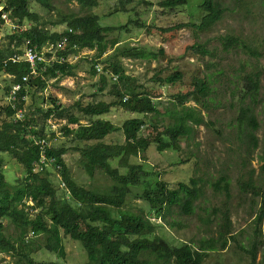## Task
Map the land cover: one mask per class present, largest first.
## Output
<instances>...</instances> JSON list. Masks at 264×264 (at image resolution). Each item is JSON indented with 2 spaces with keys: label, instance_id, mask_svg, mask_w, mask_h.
I'll list each match as a JSON object with an SVG mask.
<instances>
[{
  "label": "trees",
  "instance_id": "trees-1",
  "mask_svg": "<svg viewBox=\"0 0 264 264\" xmlns=\"http://www.w3.org/2000/svg\"><path fill=\"white\" fill-rule=\"evenodd\" d=\"M68 5L77 2L78 11L66 6L67 12L63 13L57 7L60 0H35L47 14L55 13L57 20L48 19L44 23L39 15L32 10L31 0H3L1 6L3 13L8 14L12 23L19 26L12 35L8 36V45L0 46V78H9V85L5 89V97L0 99V255L6 254L17 258L16 264H58L56 262H37L31 256L38 249L65 257L64 238L80 242L86 255L84 264H204L209 254L227 248L230 241H236L233 235V222L231 214V184L229 174L217 171L211 175L209 172L195 170L187 183H179L176 188H169L165 182L156 179L154 185L143 190L140 198L149 205L148 215L155 214L160 220L171 228L174 224L166 221V215L177 208L181 217H196L201 224L214 225V233L208 237H201L184 243L181 246H172L159 236L151 238L157 231V225L150 220L143 209L129 208L127 198L131 197V188L144 186L151 182L150 173L142 164H128L129 158L138 157L146 152L151 144H157L160 151L165 149L181 150L180 143L192 141L196 128L206 126L204 116L199 107H209L208 100L214 94L208 76H195L191 84L193 90L176 96L177 104L166 108L167 124L159 125L144 119H132L124 122L122 127H117L110 121L103 119L93 120L110 112L111 108L123 107L139 114H148L156 111L152 101V94L147 92L142 95L129 88L122 89L118 84L113 85L112 94L117 98L111 103L98 102L85 107L80 102L73 106L78 113L91 117L87 125L82 124L80 118L71 112L70 107L60 103L56 97H51L49 108L45 111L38 109L33 113H25V99L29 90H44L50 79H61L74 76L76 64L52 63L45 65L37 63V75L32 74L29 63L18 61L15 57L23 53L26 39H29L38 50L47 43H57L62 35H68L70 44L79 49H91L100 58L109 47L117 42L110 38L113 32L126 29L121 27H104L100 18L94 14L93 8L99 6L102 0H62ZM136 0H120L116 9L123 12H134L136 8L126 9V5ZM141 8L147 7L142 1ZM198 7L203 8L205 16L200 24L190 21L170 27L162 32L177 34L182 28H192L198 32L210 30L220 22L226 12L220 0H200ZM239 1V0H238ZM193 0H165L160 3L164 10H177L190 5ZM1 16V13H0ZM50 22V23H49ZM140 25L139 21H131ZM0 24H4L0 17ZM30 26H29V25ZM66 25L63 32L45 28L46 25L58 27ZM23 28V29H21ZM71 30L72 34H68ZM113 31V32H112ZM236 46L242 42L233 38ZM205 45H193L189 49L201 54H210ZM77 50L58 52L57 57L65 56L66 59L77 55ZM126 56L140 58H155V54L146 51L131 49L124 51ZM49 56V55H48ZM161 57L165 53L160 50ZM114 57H117L115 55ZM114 59V58H113ZM115 60V59H114ZM107 61H110L109 59ZM113 61V60H112ZM109 62L108 68L120 75L121 83L128 86L131 78L126 76L120 63ZM96 63V62H94ZM45 66L46 70H41ZM94 70V69H93ZM253 72V71H252ZM240 79L237 87L243 94L238 99L239 114L230 120L232 139L241 142L239 150L245 149L241 156V173L235 186L243 195L251 200V213L255 217V228L251 234L249 247L239 246L240 250L250 257L249 264H264V233L261 232V223L264 218V115L258 120L260 114L253 107L256 96L261 89V73H252ZM24 78H27L24 80ZM184 78L181 71L168 73L160 81L166 85H175ZM100 91L107 84V78L101 76ZM243 86L240 87V84ZM19 85L20 89L12 95L13 87ZM126 97L124 101L123 98ZM234 99V91L231 100ZM213 100V99H212ZM196 106H188V102ZM233 107V105H231ZM23 110L21 117H18ZM160 111L155 114L158 115ZM51 116L65 119L71 125H78L76 129L65 127L67 136L74 140H83V147H75L79 152L86 173L90 180H95L96 172L105 174L112 180L105 188L98 185H81L70 176L64 156L68 153L67 145L46 148V156L55 158L61 166L62 180L70 193L71 200H62L57 196L50 171L44 166L43 170L36 169L41 154L40 139H45L47 122ZM148 126V136L141 135L142 129ZM161 128V130H160ZM122 131L125 142L122 145H112L103 142L109 134ZM262 132V139L258 133ZM35 142H38L35 143ZM172 148V149H171ZM232 149V148H230ZM260 149V165L258 168L251 166L245 173L247 158H253ZM6 154V155H5ZM4 156H8L20 164L24 169V176L10 183L4 172ZM119 159L127 172L121 173L112 169L110 160ZM209 175V176H208ZM210 178V179H209ZM212 191L215 197H224L223 203L214 206L209 211L204 204L207 202L206 193ZM32 203V204H31ZM204 215V216H203ZM10 222L15 227V235L6 234V224ZM41 237L42 242L37 245L28 237ZM239 245V244H238ZM260 257V260H259Z\"/></svg>",
  "mask_w": 264,
  "mask_h": 264
},
{
  "label": "rangeland",
  "instance_id": "rangeland-1",
  "mask_svg": "<svg viewBox=\"0 0 264 264\" xmlns=\"http://www.w3.org/2000/svg\"><path fill=\"white\" fill-rule=\"evenodd\" d=\"M149 4L145 8H141L140 0L131 1L126 5V9H137V14L134 12H123L116 9V5L120 0H102L99 6L93 8V13L100 18V24L104 27H121L127 26L126 29H121L113 32L110 38L117 39L113 47H109L106 53L97 61H101V65L107 68L110 61L112 63H120L125 71L126 76L131 78L128 86L121 83H114L110 78H107V84L103 91L101 87V74L93 70L92 62L86 58H81L75 64L77 68L74 70V76H69L61 79H50L47 87L44 90L32 89L27 94L25 105V113H33L38 109L45 111L49 108L51 97H56L63 105L72 108L71 112L76 117L80 118L81 122L86 124L91 117H86L78 113L74 108L76 102H80L82 107L96 104L98 102L111 103L117 98L112 94L114 84H118L120 88L134 90L137 93L141 92L146 95L151 93L156 104V111L148 114H139L129 111L123 107L111 108L110 112L98 117H93V120L103 119L110 121L117 127H122L124 122L138 118L148 121L147 123H158L160 126L168 123L165 116V109L172 106L177 101L173 99L176 95L185 94L193 90L191 84L195 76H208L214 90L211 95L212 99L208 100L209 107H199L204 116L206 126L196 128L192 141H181V150L173 149L158 150V145L151 144L148 150L138 157L129 158L128 164H142L143 167L150 173L151 182L143 186L133 187L132 198H127L129 208L143 209L152 222L157 225L156 233L151 237L159 236L165 239L172 246H181L184 243H189L192 240L201 237H208L214 233V225L207 226L201 224L196 217L185 218L179 216L177 208L166 215V221L174 224L171 228L168 224L161 221L159 216L155 214L148 215L149 205L140 198L143 190L155 186V179L160 182H165L169 188H176L179 183H186L193 176V170L206 171L211 175L217 171H223L229 174L232 181L231 184V214L233 222V235L236 241H230L227 248L218 250L209 254V258L204 264H249L250 257L244 254L239 246L249 247L251 242V234L255 228V217L251 213V200L249 197H243L240 191L235 186L236 180L241 173V156L245 149L239 150L238 146L241 142L237 139L234 143H230L232 134L227 126L230 120L234 119L239 114L238 99L240 94H243L237 83L240 79L248 74L261 73V89L258 92L253 107L260 114L258 120H261L264 115V0H220L226 8L221 21L215 24L210 30L198 32L192 28H182L177 34L162 32L170 27L181 23L191 22L200 24L203 17L206 15L203 8L198 7L200 0L193 2L182 9L164 10L160 3L165 0H142ZM0 0V9H3ZM32 10L36 12L41 23L51 19H58L55 13L47 14L40 5L31 0ZM57 7L61 12H67L66 6L78 11L77 2L74 1L68 5L63 4V1L58 2ZM139 21L140 25H135L130 22ZM50 23V22H49ZM45 28L53 29L54 31H63L66 25L51 27L46 25ZM14 27L11 22L0 24V46L8 45V36L14 33ZM233 38L241 44L233 46ZM205 45L210 54H201L195 52L194 49H189L193 45ZM137 49L146 51L149 54H155V58H134L126 56L124 51ZM164 51L165 56L161 57L160 50ZM91 58H96V51L85 50ZM117 55V57H114ZM115 60H114V59ZM110 61H107V60ZM108 70L112 72L109 68ZM181 71L184 78L181 82L175 85H166L160 81L168 73L173 71ZM114 81V80H113ZM9 85V78H0V99L5 97V89ZM243 83L240 84V87ZM234 91V99L231 100V93ZM127 97V96H126ZM187 105L195 106L193 102H188ZM233 105V107L231 106ZM161 113L156 115L157 111ZM155 114V115H154ZM57 120V128L61 130L68 124L67 120ZM64 129V128H63ZM62 129V130H63ZM161 130V128H160ZM148 126L142 129L141 135L148 136ZM260 139L263 134L258 133ZM125 135L122 131L111 133L104 140L107 144H124ZM67 145L68 153L63 157L70 171L71 178L81 185H98L105 188L112 180L101 172H96L94 179L90 180L85 171L84 164L81 161L79 152L75 147H83V140H74L72 136H67L65 133L56 142H53L55 147ZM232 148V149H230ZM261 151L258 149L253 158H247L246 172L251 169V166L258 168L260 165L259 155ZM6 155V154H5ZM4 172L7 180L14 183L17 178L24 176L23 167L15 160L8 156H4ZM109 165L112 169H118L121 173L127 172L126 166H122L119 159L110 160ZM51 174L54 187L57 189V196L62 200H71L70 193L65 187L61 186L63 181L59 172L54 170L52 166L48 167ZM153 175V176H152ZM157 175V176H156ZM209 176V175H208ZM210 179V178H209ZM207 202L204 204L210 211L212 207L220 206L224 197H215L212 191L206 193ZM32 204V203H31ZM204 216V215H203ZM6 234L8 236L15 235V227L10 222H5ZM261 232L264 233V218L261 223ZM36 245L43 240L41 237L29 236ZM65 257L47 251L45 248L38 249L32 253V257L37 262H56L58 264H84L86 262L85 251L82 245L77 241H72L69 238H64ZM239 244V245H238ZM260 260V257H259ZM17 258L10 257L6 254L0 255V264H16ZM25 264V263H22Z\"/></svg>",
  "mask_w": 264,
  "mask_h": 264
},
{
  "label": "clouds",
  "instance_id": "clouds-1",
  "mask_svg": "<svg viewBox=\"0 0 264 264\" xmlns=\"http://www.w3.org/2000/svg\"><path fill=\"white\" fill-rule=\"evenodd\" d=\"M1 8V7H0ZM3 8V7H2ZM0 13H1V20L4 22V24H7L8 23V21H10V19L8 18V14L7 13H3V9H0ZM3 15H6L7 16V18L6 19H4L3 18ZM11 22V21H10ZM11 25H13V27H14V31H15V29H17V28H19V26H17V25H15L14 23H12L11 22ZM29 25V24H28ZM30 26V25H29ZM21 29H23V28H21ZM66 29V28H65ZM64 29V30H65ZM58 32H63V31H58ZM68 34H72V31L71 30H69L68 31ZM65 36H67L68 37V35H62L61 36V38H60V40L57 42V43H55V44H50V43H47V44H45V45H43L42 47H41V50H38V48H37V46L36 45H34L29 39H26V41H25V44H24V48H23V53L21 54V56L24 54V51H25V47H26V42L27 41H29L30 42V46H32V47H36L37 48V50L39 51V52H44V54H43V57H44V59H45V61L44 62H41V63H43V64H45V65H50V64H52V63H55V62H57V63H70V64H75L77 61H79L81 58H86L87 60H89V61H91L92 62V65H93V69H94V71H97L99 74H101V76H105V77H108V78H110L111 79V81L112 80H119L120 78V75L119 74H116V73H114V72H110L109 70H107V69H104V67L101 65V61L100 62H98L97 61V58H91L89 55H87V52L85 51V50H89V51H95V50H91V49H83V50H81V49H79L76 45H72L71 47L69 46V44H70V38L68 37V42H67V44L65 45V47H64V49H62V50H57L56 52H46V51H44L47 47H49L50 45H57L62 39H63V37H65ZM70 50H77L78 51V53H77V55H75V56H72V57H69L68 59H66L65 58V56H61V57H63V60H61V57H57L56 55H57V53L58 52H62V53H64V52H69ZM49 55V56H48ZM20 61H25V60H20ZM27 62V61H26ZM94 62H96V63H94ZM29 66H30V64H29ZM43 67H45V66H43ZM46 68V67H45ZM180 95V94H179ZM177 96V95H176ZM176 96L173 98V99H175L176 101H177V99H176ZM26 100H27V95H26V99H25V102H26ZM123 100L125 101L126 100V96L123 98ZM152 101H153V103L155 104V102H154V97L152 98ZM190 102H192V101H190ZM61 103V102H60ZM178 102H176V103H174V104H177ZM194 103V102H193ZM62 104V103H61ZM195 104V103H194ZM156 105V104H155ZM189 106V105H188ZM195 106H196V104H195ZM157 107V106H156ZM194 107V106H193ZM158 108V107H157ZM168 108V107H167ZM159 111V110H158ZM165 111H166V109H165ZM159 113H161V112H159ZM22 114H24L23 113V110H22ZM155 115V114H154ZM55 119H57V118H55L54 116H51L50 118H49V120H48V122H47V130H46V137H45V139H40L41 141L42 140H45L46 142H47V147L46 148H53V147H55V145H53V142H56L57 140H58V138H61V136H63V134L65 133V131H64V129L63 128H65V127H69L70 129H76L77 127H78V125H71V124H69V122H68V124L67 125H65L63 128H61V130H59L58 128H57V123H56V121L57 120H55ZM62 120V119H61ZM63 120H65V119H63ZM89 121V120H88ZM107 121V120H106ZM82 123V122H81ZM88 123V122H87ZM87 123L85 124V125H87ZM82 124H84V123H82ZM63 129V130H62ZM107 137H105L104 139H103V142H104V140L106 139ZM125 142V141H124ZM35 143H37L38 144V142H35ZM105 143V142H104ZM154 144V143H153ZM112 145H122V144H112ZM148 150V149H147ZM169 150V149H168ZM145 153V152H144ZM143 154V153H142ZM46 158H47V165H43V167L45 166L46 168H47V170H48V167L49 166H52V168L54 169V170H56L57 172H59V174L61 175V166L57 163V161L55 160V158H48L47 156H46ZM40 159H41V154H40V158H39V161L37 162L38 164H40ZM36 166H37V164H36ZM42 167V168H43ZM37 170H39V169H35L34 168V172L35 173H37ZM43 170V169H42ZM195 170L196 169H194L193 170V176H195ZM153 176V175H152ZM157 176V175H156ZM157 179V178H156ZM155 179V180H156ZM61 180H62V178H61ZM190 180V179H189ZM188 180V181H189ZM63 181V180H62ZM182 183H184V182H182ZM187 183V182H186ZM61 186L62 187H65L66 188V186H65V184H64V182L63 183H61ZM137 187H139V186H137ZM67 189V188H66ZM68 190V189H67ZM69 194V193H68ZM73 241V240H72ZM80 243V242H79ZM81 244V243H80ZM83 248V247H82ZM84 250V249H83Z\"/></svg>",
  "mask_w": 264,
  "mask_h": 264
},
{
  "label": "built area",
  "instance_id": "built-area-1",
  "mask_svg": "<svg viewBox=\"0 0 264 264\" xmlns=\"http://www.w3.org/2000/svg\"><path fill=\"white\" fill-rule=\"evenodd\" d=\"M3 18L6 19L7 16L3 15ZM67 42H68V37L65 36L56 46L50 45L44 51L56 52L57 50H62V49H64ZM43 54H44V52H39L36 47L30 46V42L27 41L24 54L22 56L20 55V56L15 57V59H17L18 61H20V60L27 61L30 64L32 74L37 75L38 74L37 67H36L37 63L45 61ZM61 60H63V57H61ZM41 70L44 71V70H46V68L42 67ZM26 79L27 78H24V80H26ZM19 89H20L19 85L14 86L12 89L13 90L12 95H14ZM21 115H22V111H20L17 116L21 117ZM39 144L42 145V147H41V159H40V164H37L36 169L42 170L43 165H47L46 147L48 144L45 140L39 141Z\"/></svg>",
  "mask_w": 264,
  "mask_h": 264
},
{
  "label": "bare ground",
  "instance_id": "bare-ground-1",
  "mask_svg": "<svg viewBox=\"0 0 264 264\" xmlns=\"http://www.w3.org/2000/svg\"><path fill=\"white\" fill-rule=\"evenodd\" d=\"M115 80H116V79H115ZM115 80H114V81H115Z\"/></svg>",
  "mask_w": 264,
  "mask_h": 264
}]
</instances>
